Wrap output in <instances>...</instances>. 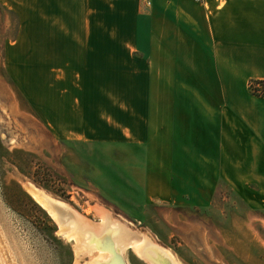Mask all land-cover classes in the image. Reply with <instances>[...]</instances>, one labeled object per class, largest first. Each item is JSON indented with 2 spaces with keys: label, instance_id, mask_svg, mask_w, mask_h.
<instances>
[{
  "label": "crops",
  "instance_id": "obj_1",
  "mask_svg": "<svg viewBox=\"0 0 264 264\" xmlns=\"http://www.w3.org/2000/svg\"><path fill=\"white\" fill-rule=\"evenodd\" d=\"M0 0L14 86L57 142L149 146L212 186L264 184V0ZM230 175L227 182L230 181Z\"/></svg>",
  "mask_w": 264,
  "mask_h": 264
},
{
  "label": "rangeland",
  "instance_id": "obj_2",
  "mask_svg": "<svg viewBox=\"0 0 264 264\" xmlns=\"http://www.w3.org/2000/svg\"><path fill=\"white\" fill-rule=\"evenodd\" d=\"M16 16L0 5V264L91 260L78 255L28 183L97 225L95 209L104 208L181 264H264V184H247L245 169L221 173L212 186L196 181L189 165L176 179L169 165L149 161L147 145L55 142L5 71ZM125 258L149 264L132 249Z\"/></svg>",
  "mask_w": 264,
  "mask_h": 264
},
{
  "label": "bare ground",
  "instance_id": "obj_3",
  "mask_svg": "<svg viewBox=\"0 0 264 264\" xmlns=\"http://www.w3.org/2000/svg\"><path fill=\"white\" fill-rule=\"evenodd\" d=\"M26 187L37 202L58 221L60 232L76 241L78 255H90L88 264H127L125 254L129 249L149 264H181L170 250L157 246L146 235L140 236L104 208L98 206L95 209L102 218V223L97 225L34 184L28 183Z\"/></svg>",
  "mask_w": 264,
  "mask_h": 264
},
{
  "label": "built area",
  "instance_id": "obj_4",
  "mask_svg": "<svg viewBox=\"0 0 264 264\" xmlns=\"http://www.w3.org/2000/svg\"><path fill=\"white\" fill-rule=\"evenodd\" d=\"M195 1H197L198 3H205L207 0H195ZM151 1L150 0H147L146 1V4L147 5H151ZM251 90H252V93H254V94H260V95H262V94H264V85L263 84H255V83H253V84H251Z\"/></svg>",
  "mask_w": 264,
  "mask_h": 264
}]
</instances>
